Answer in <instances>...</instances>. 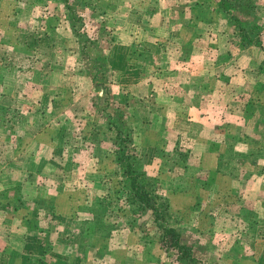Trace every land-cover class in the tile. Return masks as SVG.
Listing matches in <instances>:
<instances>
[{
	"label": "rangeland",
	"instance_id": "374dc122",
	"mask_svg": "<svg viewBox=\"0 0 264 264\" xmlns=\"http://www.w3.org/2000/svg\"><path fill=\"white\" fill-rule=\"evenodd\" d=\"M117 1L0 0V163L5 159L15 162L12 170L1 174L0 187L7 185L5 177L12 176L15 184L19 183L16 180L20 177L25 182L24 185L19 183L18 190L13 192L15 195H20L22 190L24 197H63L62 202L56 204L57 208L48 201L30 203L31 208L39 206V215L31 218L32 226L37 227L38 223L41 227L40 220L55 225L58 219L47 214L61 209L78 210V213L73 211L69 221L77 232L81 231L80 238L84 235L89 240L96 231L97 238L99 234L107 236L106 242H96V249L89 251V259L85 260L87 251L80 245L62 250L60 256L63 258L55 254L61 264H115L109 262L110 257L118 258L119 264H173L176 262L173 259L175 250L165 251L155 236L159 223L175 226L181 234V242L192 247L190 255L181 260L182 264H186V260L191 263V259L194 264H264V240L257 235L256 243L250 241L253 233L251 228H243L245 221L228 216L230 205L221 203L220 194H216L219 189L213 186L214 176L202 179L198 175L200 169H185L181 159L180 164L169 168L171 156L178 151L197 163L198 150L195 154L194 150L190 152L192 139L177 136L179 126L165 129L163 122L156 121L160 118V110L155 105L158 92L166 84L168 92L173 91L186 101L192 98L195 102L193 94H199L202 103L208 104L205 110L213 118L222 114L223 118L228 117L225 113L228 111L249 116V121L244 123L248 125L246 130L243 127V137L238 141L226 139V147L231 148L230 143L239 149L257 146V137L264 131V73L259 67L264 62L263 51L253 43L243 45L225 16L218 17L222 25L216 21V30L224 33L221 40H217L215 35L206 33L215 24L192 17L190 8L189 33H194L192 39L198 40L187 45L186 42H178L165 43L163 48L151 46L149 48L156 51L164 49L165 55L169 56L153 58L142 50L138 52L139 58H134L141 61L143 67L148 66L146 69L160 66L161 70L126 72V58L123 54L119 56L123 52L110 51L106 56L103 51L111 43L102 40V32L105 29V33H111L110 28L117 24L118 19L130 24L128 31L138 33L133 25L138 15L135 11L130 13L125 8H116L114 4H118ZM124 1L137 6H146L149 2L154 14L151 15L153 25L162 21L166 23L169 12L165 9L169 6L176 9L175 12L170 11L174 18L182 17L177 10L187 3L196 1L202 10L214 7L207 0ZM252 1L258 8L256 14L261 15V27H251L250 33L255 37L257 30L261 29L260 38L264 42V0ZM71 15L76 21L69 18ZM241 18L245 19V16L241 15ZM165 26L163 23L162 32H155L158 37L166 35ZM216 42H219L218 46ZM181 45L183 58L178 59L175 50ZM189 52L196 54L188 59ZM139 53L143 55L141 58ZM183 83L195 84L194 90L197 91L187 92L183 86L180 87ZM145 97L148 99L143 101ZM140 113L142 117H153L155 121L150 125L139 124ZM257 117H260V122L255 123ZM255 126L259 132L252 133ZM190 130L191 133L194 131L191 125ZM11 132L14 133L12 144L6 138ZM165 134L168 138L160 137ZM119 142L126 150L125 155L130 157H124ZM18 143L24 145V155L18 156L21 151ZM77 148V153L70 152ZM232 153L237 152L232 149ZM29 155L30 162H27ZM36 157L38 162L33 164L35 160L32 159ZM128 161L154 185L158 220L150 212L134 216L125 200L122 181L124 163ZM23 162L32 170L39 165H47L48 170L35 177L31 169L29 172L16 169ZM6 163H3L5 168L12 164ZM185 172L192 176H186ZM40 179L43 187L36 183ZM217 183L219 187L226 185L225 182ZM224 187L221 189L224 200L229 201V188ZM16 198L13 197L12 201ZM1 206H5L2 200ZM131 217L134 218L130 220ZM95 218L97 220L93 223ZM97 221L99 226L96 228ZM118 227L124 229L117 232ZM39 230L37 228V232L31 234L29 253L32 257L46 253L55 262L53 252L57 253V247L62 246L53 245V250H50L51 245H48L43 251L44 244L39 246L37 242H40L39 236L43 242H47L46 237L56 240L57 233L41 230L40 234ZM102 243L105 246L102 247ZM7 251L0 249V264L8 261ZM92 257L95 258L92 260ZM11 264L25 263L15 258Z\"/></svg>",
	"mask_w": 264,
	"mask_h": 264
},
{
	"label": "crops",
	"instance_id": "0c3cea01",
	"mask_svg": "<svg viewBox=\"0 0 264 264\" xmlns=\"http://www.w3.org/2000/svg\"><path fill=\"white\" fill-rule=\"evenodd\" d=\"M116 3H118V4H114L116 8L118 7L125 8L126 11L130 13L132 12L134 13L135 11V14L138 15L137 20L135 19L133 20L134 21L133 25L137 27L138 33L136 32L131 33L132 30L128 31V27L130 26V24L127 22L125 23L121 22V20L119 21V19L117 21V24H114V27L110 28L111 31L114 32L115 34L114 36L112 35L113 34L112 32L105 33V29L102 32V35H103L102 40L106 41L107 43H111V44H107L106 48L103 50L106 56L108 55V53H110V51H117L118 53L123 52L119 54V56H122L123 54V57L126 58L125 62L127 63V67L125 66L126 68H124L126 72L135 74V72L136 73L143 72V71L146 72V70H149V71L153 70L154 72H159V70H161L160 66L159 67L154 66L149 69H146L148 68V66L143 67V65L141 64V61L134 58V57L139 58L138 52L142 50L149 52V54H147L146 56H150L153 58L155 57L162 58L164 56L168 57L169 55L168 56L165 55L164 49L156 51L154 49H150L149 47L157 45V47L160 46V48H163L162 45L165 43L166 44L167 43L176 44L178 42H183V43L186 42L185 44L187 45V43H190V42L195 43L196 40H198V38L192 39L194 36V33L192 34L189 33L190 31L189 27H190V22H191L190 3L189 4L187 3L186 5H182L183 7L177 10L182 15V17L180 18H174V16H172L173 14L171 12L176 11V9L173 6L167 7L165 11L169 12V14L166 15L167 16L166 23L162 21V22H158L159 24H154V25L151 19L152 18L151 15H154V14L151 12L152 7L150 6V4H148L149 2L146 3L147 4L146 6H143L140 4L137 6V4L134 5V3L127 4L125 3L124 0H119ZM133 6H136V7H133ZM200 8H201V5H200ZM216 21L218 25H222V21L220 18H218L217 20H212V22L208 21L210 23H214L215 25H212L210 27V30H207L206 33L215 35L217 40H221L220 37L222 38L224 36L222 34L224 33L221 34L220 31L216 30V27H217ZM163 23L166 25L165 26L166 35H163L162 37H158L155 32H160V31L162 32L161 26ZM203 24H206L207 26V23L203 22ZM102 25L104 24L102 23ZM107 27H109L108 24H107ZM139 29H141V31H139ZM148 31H151L152 33ZM218 44L219 42L215 43L216 46H218ZM193 46L195 47L194 44ZM183 50H184L183 45L179 46V48L175 50L177 52L176 57L178 59L183 58V54H182ZM160 52L162 53L160 54ZM193 53L191 54L190 52L187 53L188 59L189 57L193 58ZM139 55H140V58L143 56L142 53H139ZM177 73H179V71ZM148 83L149 82H147V84ZM152 85H153V81H152ZM180 87H182V89L183 88L186 89L187 92L197 91V90H194L196 85L191 84V83L190 84L183 83V85L181 84ZM168 89L169 87L166 84L158 92V95H157L158 97H156L155 105L157 106L156 108L159 107V110H160V118L159 119L156 118V121L163 122L162 127H165V129L170 128V126L171 127L179 126V131L177 132H180V133H178L177 136H179L180 138H183L184 136H186L187 138L192 139V145H190L191 146L190 152L194 150V154H195V152L198 150L197 151L198 161L197 163H193L191 160V157L186 156L184 168L186 166L185 169H190V167H196L197 169H200L198 175L204 180H208V178H211L214 176L212 178L213 180H215L213 186H216L217 189H219L218 193L216 194L217 195L220 194V197L222 199L221 203L230 205V208L229 209L227 208L229 210L227 213L228 216L230 218L236 219L237 221L239 218L245 221L246 225L243 228L245 230H247L248 228H251L250 229L251 233H253V237H251L250 241H253L256 243L257 235H259V237L264 240V131L261 133V135L259 134V136L257 137L259 141L258 142L259 145L257 146L256 145L242 146L239 149L238 146H236V144L232 145V143H230L231 148L226 147L228 139L230 140L234 139V141H238L240 137H243L244 135L242 134L244 132L243 127L246 130L247 129L246 125H248V123L247 124H244V123L249 121L248 119L249 116L239 115V112L237 111H228V112H225L228 114L227 115L228 117L223 118L222 117L223 114H222L219 117L213 118V116L210 115L205 110V107L208 104L202 103V99L200 98V96H198L199 94H196V93L193 94L196 96L195 102L192 101V98H190V100L188 99L189 101H186L185 98L181 99V97L177 96L173 91L168 92L169 91ZM150 94H152V92H150ZM146 99L148 98L147 97L143 98V101H145ZM136 115L138 116V114ZM259 118L257 117L255 119V120L258 119L257 121L254 120L255 123L260 122ZM137 120L139 124H143V125H150L151 122L153 123L155 121L153 117L150 118V117H147L146 115L142 117L141 113L139 115V119ZM183 124H186L189 126H185ZM190 125L194 127V131L192 133L190 130ZM156 128H158V126ZM231 128L233 131L231 130ZM251 130H252V133L259 132V128L256 126L252 128ZM13 134L14 133L11 132L8 135H6L7 140L10 141L11 144L14 139ZM160 137L165 138V139L168 138L166 134L161 135ZM18 146L21 147V148L19 147L21 151H19L20 154L18 153V156L24 155V150H23L24 145H22V143L21 144L18 143ZM232 149L234 152H237V153L236 154L232 153ZM17 151H18V148L16 152ZM77 151H78V148L76 151H73V152L72 150H70L72 154L74 152L77 153ZM60 153H62V151H60ZM107 153L110 154L111 152L107 151ZM28 154L29 153H27V155ZM39 154L40 153H37L36 156L37 155L39 156ZM14 156L15 158L18 157L17 155H14ZM35 159H37V157L33 158L32 161ZM4 162L12 163V164L6 165L10 167L5 168L4 166L5 164H3ZM27 162H30V155H29ZM37 162L38 161L35 160V162L33 161V164ZM13 163H15L14 160H12V162H8V159L3 160V162L1 161L0 181H2L1 174L4 171L13 169L12 167L13 165H15ZM44 164H47V162H45ZM28 165H26L23 162V165L20 164L19 166H17L18 168L16 169L20 168V170L22 171L28 170L29 172V170L32 167L29 165V168H28ZM35 167L36 168H34L33 170L31 169L35 177L37 176V174L38 176L45 174L46 170H48L47 165H44V166L39 165L38 167L37 166ZM187 172H185V175L188 174ZM186 176L191 177L192 175L189 174ZM5 178L6 179L4 180H6L7 185L0 187V200H2L3 203L5 202V206L0 207V249L4 248L5 250H8L7 253H9V257H8V261H6V264H11V262H13L15 258L20 259V262L22 261V263L24 261L25 264H38V263L48 264L50 262H53V264H61V262H59V258L60 257L63 258L62 256H60L61 252L63 253L62 250H66L67 247L71 245L72 246L80 245L82 248H84V250L87 251V254L85 255V260H86V259H89V251L91 249H96V246H95L96 242H99L100 240V243L101 242L104 243V241L107 240L105 239L107 238V236H101L100 234L98 235L100 236L99 238L95 237L98 231L93 232L92 234L93 237L89 238V240L87 238L85 239L84 235L82 236V238H80L81 231L77 232L75 227H72L70 225V221H69L70 220L69 217H71V214L73 213L74 210L64 211L63 209H61L59 212L55 211L54 214H47L49 217L53 216L54 219L59 220V221L57 220L55 225L42 223L41 221L43 220H40L41 227L40 225L38 226V223H37V227L35 225L34 226L30 225V223L32 224L31 218L35 219V217L39 215V209L37 208L39 206L36 205V206H32L31 208L29 205L30 203H34V202L36 203L38 201L40 203L41 202L45 203L46 201H48V203L51 202L55 204L54 206L55 208H57L56 204H58L60 201L62 202L63 197H56V196H53V197H24L23 195H21L23 194L22 190H21V194L19 193L20 195H17V193L15 195L13 194V192L18 188L19 183L20 185L22 184L24 185L25 181H23V178L18 177L16 181L19 183L15 184V181H13L14 179H12L13 178L12 176H10L9 178L7 177ZM216 181L220 183L225 182L226 185H221V187H219L217 186L218 183ZM36 183H38L39 187L44 186V184L41 182V179L37 180ZM224 186L229 188V197H230L229 201L224 200L223 193L221 191V189L225 188ZM43 190L46 193L45 189ZM227 193L228 192H225V194ZM13 197H17L16 199H14L16 201H12ZM24 198L26 199V201ZM88 200L89 199H87L86 201L88 202ZM217 202H218L217 204L220 203L219 201ZM225 207L227 206L225 205ZM74 212L78 213L79 211L75 210ZM91 216H92V213H91ZM251 219H253V221ZM29 225L32 226L33 228L31 229ZM37 228L40 229L39 230L40 234L42 233L41 230L49 234H50V231L52 230L57 233L55 235L56 240L55 239L49 240V237H46L47 242H43V239L39 235H38L39 237L38 236L37 237L40 240V242L36 239L38 241L37 244L39 246H42L41 245L42 243L44 244L43 245L44 247L42 246V248H44L43 251L47 250L48 245L49 246L51 245L50 250H53V245L62 246V248L57 247V250H59L57 253L53 252V255L56 254L58 257L60 256L58 258L55 255L54 257L55 262L50 260L47 257L46 253L44 255L33 256V257L30 255L28 244H31V240H32L31 234L34 232H37ZM234 228H237V227H234ZM243 228L241 230L245 231ZM122 229L124 228L118 227L116 231L120 232ZM83 232L85 233V231ZM110 233H111V230L107 234L110 235ZM15 242L17 245H15ZM103 243L101 244V246L102 245L105 246ZM25 253H28V254L25 255ZM94 258L95 257H92V260ZM97 259L99 260V258ZM171 261L174 262L173 260ZM109 262H115V264H119L118 258L116 257L115 258L110 257ZM72 263L75 264L74 262ZM174 263L177 264L176 262ZM167 264H172V263L169 262Z\"/></svg>",
	"mask_w": 264,
	"mask_h": 264
},
{
	"label": "trees",
	"instance_id": "16d2710c",
	"mask_svg": "<svg viewBox=\"0 0 264 264\" xmlns=\"http://www.w3.org/2000/svg\"><path fill=\"white\" fill-rule=\"evenodd\" d=\"M207 1L214 5L212 10L200 9L198 2L196 1L195 3H192L193 5L190 4L192 17L196 16L197 19L200 18L202 20L212 21L214 17H218L215 16V13L219 14V17L225 16L228 21L230 20V24L233 27L232 29H234L235 34H237V36L240 38V42L243 45L247 43L256 44L264 53V42H262L260 38L261 29L257 30V34L255 35V37H253V35H251L250 33L251 27H261V22H259V18L261 15L256 14L258 12V8L255 7V3L252 0ZM109 4L112 5V3ZM69 6L70 5L67 4L68 8ZM235 11H238V13H235ZM241 15H244L245 19H242ZM71 17H73V20L76 21V19H74V16L71 15L69 18ZM86 40H89V38H87ZM259 67L264 73V62H262L261 66ZM119 146V148H122L124 157H130L129 154L125 155L126 153L124 152H126V150L121 146L120 142ZM186 156V154L184 155L179 151L177 154H173L169 162V168H174L175 164H180V159L183 161L182 165L184 166ZM124 168L125 175L124 180L122 181V185L124 188L125 200L127 201L128 205H130L132 213L134 214V216H141L143 212H150L152 215L154 214L155 220H158L159 208L157 203V193L154 185L150 180L142 177L141 172L137 171V169L132 166V163L130 161L124 163ZM179 176L181 177L182 175ZM132 218L134 217H131L130 220ZM95 220L97 219L95 218L94 220H92L93 223ZM157 225L158 227L155 229V236L157 238V241L159 240V245L168 253H170L172 250H175L173 259L177 262V264H182L181 260H185L190 255L192 247L181 242V234L175 226L164 225L162 223H159ZM98 226L99 225L97 221L95 227L97 228ZM98 229L100 230V228ZM186 262V264H194V261H192V259L191 263L189 262V260H186Z\"/></svg>",
	"mask_w": 264,
	"mask_h": 264
}]
</instances>
